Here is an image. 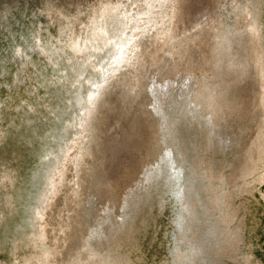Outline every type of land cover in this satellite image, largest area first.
<instances>
[{"label": "water", "instance_id": "95a60500", "mask_svg": "<svg viewBox=\"0 0 264 264\" xmlns=\"http://www.w3.org/2000/svg\"><path fill=\"white\" fill-rule=\"evenodd\" d=\"M77 1L79 0H41V4H38L41 13L43 12V17L41 18L42 24L39 25L41 31L39 33V29L37 32L40 43L38 45L40 56L42 55L47 58L49 53V50L45 48V44L47 43L44 41V37L47 34L43 33L44 29H42L44 28L43 24L46 23V19H48V24L55 22L56 24L58 23V26L68 25L72 29V35L69 34L71 36H68L70 31H66V36L63 34L59 38H54V28L50 27L51 30L49 29V34L51 32L52 34L50 35L53 36L52 41L55 40L53 47H56L58 52L54 53L53 57L50 53L47 58L49 61L48 66H50L48 76L52 77V86L48 85L50 87L48 93H40L43 95V98H48L51 104L62 103L66 98V90L71 91V88L73 89L72 84L74 83L70 81L72 79L71 75L74 76L73 73H70L72 69H69V72L68 66H65L66 69L64 68L63 70L58 68V62H60L58 59L59 55L65 57L66 63L69 66L74 65L78 57H84L86 54H89V51L90 56L85 62L88 72L86 75L82 74L84 77H82L80 82L83 89V103L76 116L78 120L72 122L71 119L67 121V117L63 116L61 118L62 124L60 125L59 122L54 123V129L49 134L50 142L48 143V148L55 156L64 147V144L68 145V143H71L67 149L68 151L62 156L61 167L50 178L53 180L51 185L54 188V192L47 189L49 173L47 176L45 173L44 176L46 177L40 182L39 198L44 196L48 191L49 205L46 208L48 209L47 220H50V222H47L49 225L46 226L44 223L41 228L40 221L37 220L36 215H40L44 210H42L43 206H40V202L34 206L32 205L33 188L30 195L31 201L30 203L28 202L31 204V210L27 211V215L29 212L32 213L30 222H22L21 224V228L29 225L30 231L25 237H21L19 241L22 242L24 240L22 244L32 246L33 249L37 250L39 248L36 246L40 247V245L34 243L36 240H32V232L36 235V238L38 236H40L39 238L44 237L43 241L49 242L50 245H52V241L57 239L56 242L60 244L61 248L64 244L68 245V252L66 254L63 252L68 261H71V258H76V249L79 248L77 244L73 253V242L81 243L84 246H91L93 244L91 237L88 235V232L91 231L89 230L91 223L90 213L95 206L100 204L96 202L93 196L97 177L96 173L101 165V160H103V157L101 158L100 155L95 158L93 153L95 149L100 150V145H102L101 151H103L104 147L109 144L107 139L110 137L108 136L109 134H113L112 129L115 127L123 135L119 143L121 144V153L108 158L111 168L107 175H101L102 178L99 180L97 187L106 185L105 188L108 187L114 194H118L119 188L129 183L130 177L127 168L136 154L141 153L140 156L138 154V157L141 158V166L139 165L137 168L134 177L136 174H139L141 169L143 173L149 169L150 163H148L147 159H150L151 155L155 151H158L160 144H164L171 149H173V146H177L176 154L177 152L185 153V159L186 154H191L190 163L193 170L189 171V175L193 180L197 179L199 184L197 192L199 193L189 202L188 206L190 208H186L190 211V214L196 213L192 218L194 225L190 229L184 226L185 216L176 220V222L178 221V225L177 223L175 225L179 228H177L171 240L173 241L171 243L172 250L168 251L169 243H167L161 244L165 251L160 255L148 254L142 251H136L132 254L133 257L127 255V249L134 250V242H136V237L133 236L134 233L131 234L134 230L128 231L129 227H127V224L129 220L120 228L113 227L111 229L110 225H108L104 229L103 218L96 216L97 218H102V223L96 224L98 220L93 222L98 231L102 232L101 236H99L101 239H99L98 250L102 247V250L106 253V258L116 261V264H174L176 255L181 251V249L177 250V247L179 246L180 248V246L184 245L183 242H185L188 245L195 244L198 246V249L203 248L205 250L203 256L204 264H232L231 259H236L235 256H237V251H234L230 247L233 244L234 247L236 246V249L241 246L238 250H240L239 256L242 264H244L245 259L243 257L249 256L250 252H254L252 246L255 244L253 243L254 239L253 241L251 239H248V241L244 240V237H248L247 230H252L250 229L251 222L249 226L246 222V216L249 219L251 218L250 211L247 208L251 198L247 197L245 199V193L249 194L252 191L258 198L259 204H262L258 193L254 192V180L258 179L259 173L264 172V0H235V3L233 2L231 5V12L228 15H231V23L228 24L224 22L226 17H224V13L221 20H219L214 10L211 9L212 3L205 4V2L207 3L206 0L203 3H199L202 7H198V10L197 8L191 9L190 6L187 7L185 0H181L180 2L182 3L175 9L174 14L170 12V7L168 10H164L158 0H82L86 2L84 9L81 7V4L76 5L75 2ZM145 1L148 2V8ZM175 1L178 2L177 0ZM221 1L223 4L226 1V3L232 2V0ZM130 3L134 5L130 7ZM139 5L140 7H138ZM129 9L134 12L136 11L135 18H137V21L135 27L133 26V33H131V25H122L125 22L123 20L124 15L129 14ZM223 9L224 7L221 9V12ZM238 11L239 14H237ZM226 12H228V7H226ZM177 13H180V15ZM234 13L235 15H233ZM68 15L77 18L75 23V18L68 17ZM238 16L240 20H237ZM148 18L150 19L147 22ZM246 18L251 23L249 27L246 26V24L249 25L248 21L245 20ZM118 20H122L121 23L118 24ZM252 24L255 26L253 27ZM116 25L118 26L116 27ZM248 30H252L253 36L258 40V57L261 56L263 62L262 67H259L262 78L253 79L254 77H251V74L248 73L244 75L245 84L248 87L250 86L248 85L250 80H253L254 83L249 87L255 99L252 106L254 109L250 107L249 115L245 118L246 123H250L248 130H250V144L252 147L249 145V151L245 150L243 155L240 152L237 155L236 153L227 155L224 153V150H228L232 144L234 149V146L241 141L242 127L237 131V137L234 135L235 130H233L230 139L221 132L224 130L218 126L217 108L219 102L217 101V96L213 94L216 93L217 95L222 91L225 81L230 84L226 76H234L243 71L240 60L245 57V54L240 49V46H242L243 42L246 46L243 45L242 47L245 50L246 48L249 49V40L246 36ZM1 31L2 25H0V33ZM36 31L32 30L31 33L35 35ZM122 31L126 36L131 37L133 45L128 49L126 47L116 60L112 53L110 55L111 50H109L108 46L113 43L117 46L120 44L117 43V34H121ZM90 35L99 46V51L93 53L94 55L92 54L94 49L91 50ZM72 36L80 37L79 48L72 45L71 42L69 43ZM241 36H243L242 39H240ZM102 40L107 43L106 48L102 47ZM186 41L188 46L185 48L189 50V60L187 61L186 57L183 64L178 63V66L175 67L174 65L173 67L172 64L174 62L177 63L176 50L179 53L183 42ZM20 42L19 48L22 51L25 46ZM83 42L85 46L81 44ZM73 43L75 44L76 40ZM49 45L50 43L46 46L49 48ZM185 48L184 50H186ZM120 50L118 47V51ZM237 51H239L238 55ZM168 52L171 54L170 59L166 57L168 56ZM197 53L201 55L198 59L196 58ZM115 56L117 57V54ZM91 59L94 60L89 65L88 63ZM108 60L110 61L108 62ZM19 62L14 67L18 71L17 76L19 75L20 77L15 76L16 80H11L10 83L4 82L2 86H15L19 83V87L24 88L27 85L25 78L30 75L29 70H34L35 72L36 69L39 70V68L35 69V66L32 67L30 63L24 64ZM186 62L187 64H184ZM174 70L177 71L176 76L181 80L179 82L177 78L178 83H176L175 87H171L167 91L166 88H163L165 86V77H169L171 83L175 81ZM103 71L102 77L99 78ZM190 72L198 75L199 78L193 81L191 76L188 75ZM255 74L256 76L259 74L256 73V69ZM57 75L63 79V82H61L63 86L61 87L57 84ZM11 79H14V75ZM90 82L91 84L95 82V85L92 86ZM100 82L103 84L97 89L96 86ZM184 82L188 83L185 84L181 92H187L188 96L185 94L184 102L182 101V104H178L177 99H175L176 90ZM88 90L90 91L89 96L87 95ZM147 91L150 92L148 100L150 104L145 103ZM53 94H55V97H52ZM3 99L4 101L6 100V103H11L8 99L4 97ZM4 101H1L3 106L5 105ZM33 106L36 109L35 104ZM73 107H75V103L70 107L68 104H65L61 111L66 112V114H72L71 109ZM141 108H145V112L142 113ZM139 109H141V115L137 118L138 120L134 125L133 118ZM188 109H190V112ZM191 110H193L192 113ZM54 111V108L53 110L51 109L52 114H55ZM192 115H196V117L192 118ZM89 118L95 124V138L98 140L92 150L91 158L89 152H85L84 148H82L81 135L79 133L76 134V129L72 130L74 125L77 128V124L80 123H84V127L87 126L86 121ZM42 120V118H38L35 121L40 123ZM151 121L152 124L150 123ZM64 122L65 125L62 131H60V127ZM70 122H72L71 129H68ZM84 127L83 129L85 130ZM35 128L39 132V137H42L45 132L42 127L37 125ZM66 128L67 133L65 134ZM70 132V136L72 137H66ZM246 133L247 131L243 132V134ZM73 139L75 140L72 141ZM76 139L77 141L80 140V150L74 152L73 149L78 143ZM113 143L115 144L112 146H117L114 138ZM72 151L77 154V162L74 160L69 164V168H67V158ZM137 151L139 152L137 153ZM50 157L47 156V160H50ZM98 160H100L98 167H95ZM145 161L147 162L145 163ZM79 163H84L85 167H81L80 172L77 174L75 168L80 166ZM5 165L0 163L1 182H3V174L11 173V169L9 171V167ZM49 166L50 164L47 168ZM101 167L105 171L106 165H101ZM170 173L168 187L164 191L166 198L172 194L171 187L178 175H180L177 170H171ZM91 174L93 179L90 181ZM36 175L35 183L38 181V173ZM120 180L122 181L119 182ZM5 182L7 183L8 179ZM182 184L183 182L180 185ZM176 186L179 187V184ZM2 187L3 185H0V191L2 192V189H4L5 193L7 187ZM240 192H242V195H240ZM35 197L36 195L34 199ZM149 197L150 194L140 196V201H138L137 205L133 202L129 207H127L128 205L126 206V212L128 211L127 216L133 220L135 227H137L141 220V217L135 214V209L140 202L143 205H147ZM94 201L95 203H93ZM88 202L92 205L84 213V210H81V208L85 209L88 207ZM115 203L111 201V205L106 206L101 211L103 216L108 212V209H112L115 206ZM0 205L2 206V204ZM255 205L254 218H256L257 225L262 226L261 231L257 234L262 235L264 234V224L257 220V215L261 208L258 204ZM113 209L116 210V208ZM109 211L107 214L112 215L113 211ZM2 214L3 212L0 211V216ZM83 215H85L86 219L80 222L78 216ZM211 216L213 217L212 220ZM72 220L73 222L76 221V224L72 223ZM78 221V224L82 226L79 229L80 231L75 230ZM67 227L71 228L68 231L73 230V234L79 238V242L77 238L72 236L73 234L70 240L65 237V229ZM107 228H109L110 235H108V240L110 242L116 240L115 235L120 237L122 234L124 236V233L125 237L123 238H126V241L123 244L119 240L115 241L113 243L114 246L105 250L106 239H104L103 233L106 235ZM152 231L158 232V229L153 226ZM83 235L85 237H81ZM50 245L47 246L46 253L43 254L44 257L47 256L48 258V253L52 249ZM229 249H231L230 252L228 251ZM129 257L133 258V260H130ZM135 257L137 258L134 261ZM0 258L5 259L4 256H0ZM18 261L20 262V260Z\"/></svg>", "mask_w": 264, "mask_h": 264}, {"label": "bare ground", "instance_id": "6f19581e", "mask_svg": "<svg viewBox=\"0 0 264 264\" xmlns=\"http://www.w3.org/2000/svg\"><path fill=\"white\" fill-rule=\"evenodd\" d=\"M17 1L19 0H0V25H2V31L0 33V163L5 165L4 161H10V164L14 167V168L10 167L9 171L11 169V173L3 174L2 175L3 182L0 181L1 182L0 185L1 186L3 185L2 188L7 187L6 188L7 191L5 193L3 191L4 189H2V192L0 191V204H2V206L0 205V210L2 209L3 212V215L0 216V251L5 250V254L0 256H4L5 259L2 260L3 261L6 260V264H8V261L11 258L12 252H14V250H17L18 253H21L22 249L25 250L29 248L35 251V249H33L32 246H25L24 244H22L24 240H22V242L19 241L21 240L20 239L21 237H25L30 231L29 225L27 227L21 228V224L22 222L25 223L30 222L29 220L31 218L32 213L29 212L27 215V211L31 210V204L29 203L31 201L30 198V195L32 194L31 190L33 188H34L33 189L34 194L31 203L34 206L40 202V206L42 205L43 206L42 210H44L40 215L39 214L36 215L37 220L40 221L41 228L44 225V223L46 226L49 225L47 224V222H50V220H47L48 209L46 208V206L49 205L48 191L45 193L44 196L39 198L40 188H41L40 182H42L44 177H46L47 174L49 173V180L47 179V184H48L47 189H50L52 190V192H54V188H52L53 186L51 185L53 183V180L50 178L56 172V170L59 167H61L60 164H61L62 156L68 151L67 149L71 145V143H68V145L64 144V147L61 148L60 152L55 156V154H52L50 152V149L48 148V143L50 142L49 134H51L52 130L54 129V123L59 122L60 125L62 124L61 118L63 116L67 117V121L71 119L72 122L74 120H78L76 116L79 113L78 110H80L83 103V94H82L83 89L80 82L82 80V77H84L82 74L84 73L86 75V73L88 72L86 69L87 67L85 65V62L86 60L89 59L88 57L90 56V51H89V54L85 53L88 56L85 55L84 57L81 56L78 57L76 59V63L72 66H69L66 63V59L63 55L58 56V59L60 61L58 62L59 65L58 68H61L60 70H63L64 68L66 69L65 66H68L67 67L68 71L69 69H72L70 70L72 72L70 71L69 72L73 73L74 76L71 75L72 79L69 80L74 84H72L73 89L71 88V91H68V89L66 90L65 101H63L62 103L60 102L53 104L49 103L51 101L48 100V98L47 99L43 98V95L40 94L41 92L48 93V91H50L49 90L50 87H48V85L49 84L51 85L52 77L48 76L49 74L48 70L50 69V66H48L49 61L44 56L42 55L40 56V54L38 53L39 44H38L37 31L35 35L31 33L32 30L33 31L38 30V24H37L38 19H36L37 13L35 11V8L26 7V5L23 4L24 0H22L23 3L18 4L19 5L18 8ZM158 1L161 7L164 8V10H168V8L170 7V12H172L173 14L175 13V9H177L178 6L182 3L180 2L181 0H177L179 3L176 2L175 0H158ZM203 1L204 0H185V4L187 7L190 6L191 9L197 8L198 10V7H202L199 3H203ZM206 1L207 3L205 2V4L212 3L211 9L214 10L219 20H221L224 13V17L226 16L224 22L226 24L231 23L230 20L231 15L230 16L228 15L231 12V7H232L231 5L233 2L235 3V0H232V2L229 3H226L227 2L226 1L224 2L225 4H223L221 0H206ZM146 2L147 1H145V3ZM133 5H134L133 3H130V7ZM138 7H140V5ZM223 7L224 9L221 12V9ZM226 7H228V12H226ZM147 8H148V2H147ZM29 9H32V11L34 10L35 13H33V15L30 14ZM177 14L180 15V13ZM135 15H136V11L133 12L131 17H128L129 15H124L123 20H125V22L122 23V25L127 24L132 26L131 33H133V26L135 27L137 21ZM150 18L147 19V22L149 21ZM237 20H240L239 16ZM245 20H247V18ZM118 21L119 24L121 23L122 20H118ZM215 21L216 19L213 22L215 23ZM117 26L118 25H116V27ZM39 29L41 31V27H39ZM66 31L68 32L67 27L66 29L60 30V32L62 34H65V36H66ZM71 32L72 31H70V33ZM122 32L121 34L120 33L117 34V39H118L117 43L120 44L117 46L115 43H113L110 46H108L109 50H111L110 55L113 54L116 60L121 55V52L126 49V47L128 49L131 48L133 45L132 43L133 40L131 39V37L126 36V34ZM55 33L56 32H54V34ZM246 36L248 37L249 40L248 46L250 51L248 48H246L245 50L242 47L243 45L246 46V44L242 42V46H240V49L245 54V57L240 60V63L242 64L243 71L234 76H226L230 84H228L225 81V86L224 88H222V91L217 95L216 93L213 94L217 96V101L219 102V106L217 108L218 126L219 128H222V130H224L221 132L224 135H227L228 138L230 139L232 135V131L235 130L234 135L237 137V131L240 130L242 127L241 141L239 142V144H236L234 146V149L232 147L233 146L232 144V146L229 147L228 150H224L225 151L224 153L227 155H229L230 153H236L237 155L239 152L241 155H243L244 154L243 152L245 150L249 151V145L251 146L250 144L251 135H250V130H248L250 123H246L245 118L248 117L250 107L253 106V103L255 101L253 94L249 90V87H251L254 83L253 80H250L248 83V85L250 86L248 87L245 84L244 75L248 73L251 74V77H254L253 79H257L258 77L262 78L258 61L256 62L254 60L255 62H252L254 55H256L257 58L258 51H256V47L258 48V43H257L258 41H255L253 39V35H251L250 33H248ZM242 38L243 36L240 37V39ZM46 39L47 38L44 37V41ZM90 41L92 47L91 50L94 49L93 50L94 52L92 51V54L99 51L98 50L99 46L96 44L95 40L91 35H90ZM102 41H103L102 47L106 48L107 43L104 40ZM19 42L25 46V48H23L22 51L19 48L20 47ZM28 43L31 44V46H29ZM82 44L83 46H85L84 42ZM123 45L125 46L123 47ZM186 46H188L187 41L183 42L179 53L176 50L177 63L174 62L172 64L173 67L174 65L175 67L178 66V63L183 64L186 57H187V61L189 60L190 54H189V50L185 48ZM118 47L121 49L120 51H118ZM45 48L48 50L46 44H45ZM184 48L186 50H184ZM24 49L26 50L24 51ZM48 52L49 54L51 53V56L53 57L54 53L58 52V50L56 48H51ZM116 54L117 57L115 56ZM238 54L239 51H237V55ZM200 56L201 55L197 53L196 58L198 59L200 58ZM166 57L170 59L169 57H171V54H169L168 52V56ZM259 57L261 59V56ZM93 60L94 59H91V61L88 64L91 65ZM18 61L24 64L30 63L32 67L35 66V69L39 68V70L36 69V72L34 70H29L31 76L30 79H28L27 77L25 78L27 85L24 88H20L19 83L16 84L15 86L12 85L8 87L2 86L4 82L10 83L11 80H16V77H20L19 75L17 76L18 71L15 70L14 67ZM109 61L110 60H108V62ZM60 63L62 64L60 65ZM184 64H187V62ZM255 69H256V73H259L257 74L258 76H256L255 74ZM173 72H174L175 81L171 83V79L169 77H165V81H164L165 86H163V83L161 82V85L163 86V88H166L167 91L171 87H175L176 83H178L177 78L179 82L181 80L179 79V77L176 76L177 71L174 70ZM103 73L104 71L101 73L99 78L102 77ZM13 75H14V79H11L13 78ZM188 75L191 76L193 81H196L197 78H199L198 75H195L192 72L188 73ZM58 79H57L58 86L60 87L63 86V83H61L63 82V79L60 78V76H58ZM94 83L91 84L90 82L92 86L95 85ZM186 83L188 82H184L180 86V88H177L176 90L175 99H177L178 104L179 103L182 104L184 102L185 94L188 96L187 92L184 91L183 93L181 92ZM102 84L100 82L96 86L97 89H99V87ZM21 89H23L24 93L23 92L18 93L19 91H21ZM149 90H150V86H149ZM89 92L90 91L88 90L87 92L88 96L90 94ZM149 94L150 92L147 91V95L145 97L146 104H150L148 102ZM3 97L8 99L11 103L9 104L8 100H7L8 103H6V100L4 101ZM52 97H55V94H53ZM2 100L5 102L4 106L3 103H1ZM44 102H46V104H44ZM32 103L35 104L36 109ZM73 103H75V107L71 109L72 114H66V112L61 111V109L64 108L65 104H68V106L70 107L73 105ZM53 108L55 109L54 111L55 114H52L53 112H51V109L53 110ZM252 108L254 109V107ZM141 109H142V113L145 112L144 110L145 108H141ZM141 109L137 110L136 116L133 118L134 125L138 120L137 118H139L141 115L140 114ZM188 111L190 112V109H188ZM192 112L193 110H191V113ZM194 117H196V115H192V118ZM38 118H42L43 120L40 123H37L35 120ZM72 122H70L69 124L70 127H68V129L69 128L71 129ZM86 122H87V126L84 127V123H80L77 124V128H75L74 125L72 130L76 129L77 130L76 134L79 133L81 135L82 148H84L85 152H89L91 158L92 150L98 140L95 138V131H94L95 124L93 123V120L89 118ZM150 123L152 124V121ZM37 125L42 127V129L45 131L42 137H39V132L35 128V126L37 127ZM64 125L65 122L60 127V131H62ZM83 127L85 128V130L83 129ZM246 131L247 133L243 134V132ZM112 132L113 134H109L108 137L110 138L107 139L109 144H107V146L104 147L103 151H101L102 145H100V150L95 149L93 153L95 158H97L98 155H100L101 158L103 157V160H101V165L103 166L106 165L105 171L103 170V167H101L100 165L96 173L97 177L95 180V186H94L95 192L93 197L94 199H96V202L100 204L98 206H95L90 213L91 223L89 226L90 228L89 230L91 231L88 232V235L91 237L93 244L91 246H86V245L84 246L81 243L73 242V253L77 244L79 248L76 249L77 252L75 256L76 258H71V261L69 260L70 261L69 262L67 257L65 258L63 254V252L65 254L68 252L67 244H64L61 248L60 244L56 242L57 239H55L54 241H52V245H50L49 242L43 241L44 237L39 238L40 236H38V238H36V235L32 232V236H31L32 240L33 241L36 240L34 243L40 245V247L36 246L37 248L45 250L46 253V249L48 248L47 246L49 245L52 246V249H50L48 253V258L47 256H45L46 258L44 256L41 257L42 260L40 261V264H59V263L73 264V262H75L74 264H116V261H111L110 259L106 258V253L104 252V250H102L103 249L102 247L99 249L101 251L98 250L99 242H100L99 239H101V237L99 236H101L102 232L98 231L97 227L94 225L93 222L98 220L96 224L99 222L102 223L101 222L102 218L104 221V229L108 225H110L111 229L113 227L120 228L122 227L123 224L127 223V220H129V223L127 224V227H129L128 231L131 232V229H133L134 232H132L131 234L134 233L133 236L136 237L135 239L136 242H134L135 245L133 247L135 249L134 250L127 249V255L130 256H132V254L135 253L136 251H142L148 254H158V255H160L161 253L163 254L165 250L163 249V245L161 244H167V243H169L168 251H170L173 249L171 246V243H173V241H171L172 237L176 232L177 228H179L178 226L175 225V223H177L178 225V221L176 222V220H179V218H183L185 216L184 226L190 229V227L194 225L192 218L195 216L196 213L190 214V211L187 209L190 208V206H188L189 202L193 198H195V196L199 193L197 192L199 184L197 182V179L193 180V178H190L189 175L190 174L189 171L193 170L192 164L190 163L192 157L191 154L190 153L186 154V159H185V153L177 152L176 154V151L178 149L177 146H173V149H171L167 145L160 144L158 151L157 152L155 151L151 155L150 159H147L148 163H150L149 169L145 173H143V170L141 169L139 171V174H136V176L134 177L135 173L137 172V168L141 163V158L138 157V154L140 156L141 153H138L139 151H137L138 154H136V156L132 159L131 164L127 168V172L130 177L129 183L124 187H120L118 194H114L108 187L105 188L106 185H104L103 187H97L99 180L102 178L101 175H107L111 168V163H109L108 158L117 156L121 153V144L119 143L123 138V135L122 133H119L115 127L114 129H112ZM66 133H67V128L65 129V134ZM70 134L71 132L67 134L66 137L71 138L72 136H70ZM113 138L116 141L117 146H112L115 144L113 143ZM74 140L75 139H73L72 141ZM79 141H77L78 143L73 149L74 152L80 150ZM104 142L106 141L104 140ZM73 151L69 154L67 158V161L69 162L66 163L67 168H69V164L71 162L76 160L77 154L73 153ZM47 156H51L50 157L51 159L47 160ZM235 158L237 159L236 156ZM99 161L100 160L96 162L95 167H98ZM146 162L147 161H145V163ZM49 164L50 166L49 168H47ZM79 165L80 166L76 168L73 166L77 174L80 172L81 167L82 168L85 167L84 163L82 164L79 163ZM12 169H14L13 173H12ZM171 170H177L180 175H178L175 183L171 187L172 194L166 198L164 195V191L168 187V178L171 175L170 173ZM37 173H38V179H37L38 181L37 183H35ZM45 173L46 176H44ZM67 173H71V172H67ZM7 179L8 182L6 183L5 181ZM91 179H93L92 174L90 181ZM119 179L121 178L119 177ZM121 181L122 180H120L119 182ZM182 182L183 184L180 185ZM178 184L180 188L176 186ZM147 194H150L149 197L150 199L147 205H143L140 202L137 208L135 207L136 208L135 214L141 217L139 224L137 225V227H135L133 220H131V218L127 216L128 211L126 212V206L128 205L127 207H129L130 204H132L133 202L135 205H137L138 201H140V196ZM35 195L36 197L34 199ZM177 198L178 200H176ZM111 201L116 202L115 206L113 207L116 208V210H114L113 208L108 209L107 213H109L110 212L109 210H111L113 211V214L109 215L106 213L107 217L106 214L103 216L101 211L106 206L107 207L110 206ZM9 202L12 204L11 208H8L7 206V203ZM93 203H95V201ZM178 203L179 205L177 206ZM253 203L252 205L248 204L247 206L248 210L250 211L249 214H251V219L252 217L254 218L253 214L255 207L254 209H251L253 207ZM87 204L88 207H86L85 209L81 208V210H84V213L86 212V209L87 208L90 209L89 206L92 205L89 202ZM96 216L102 218H97ZM85 219H86L85 215L78 216V220H80V222L85 221ZM212 219L213 217L211 216V220ZM254 219L256 220V218ZM255 220L254 222H256ZM246 222L247 225L249 226L248 216H246ZM72 223L76 224V221L73 222L72 220ZM78 223L79 221L77 222V227L75 229L76 231L79 230L80 227H82ZM153 226H155V228L158 229V232L152 231ZM250 226H252V224ZM261 227H262L261 225H256V228L254 229L252 235L253 236L255 235L256 237L258 235L257 233L261 230L260 229ZM68 229L71 228L67 227L65 229V237H67V239L70 240L71 235L73 234V230L68 231ZM248 231L249 230H247V233ZM74 235L75 234H73L72 236ZM108 235H110L109 228H107L106 235L103 233V237L104 239H106L105 250H107L111 246H114L113 243L115 241L119 240L121 244H123L126 241V238H123L125 237V233L124 236L122 234L120 235V237L115 235L116 240L113 242H110L108 240ZM74 237L77 238L76 236ZM81 237H85V236L83 235ZM248 239H251V241H253V238H251L249 235L247 238L244 237L245 241L246 240L248 241ZM77 240L79 242V238H77ZM15 242L17 243L15 244ZM253 243H255V241H253ZM183 244L184 245L180 246V248L179 246L177 247L178 248L177 250L181 249V251L178 252V254L176 255L177 257L175 259L174 264H204L203 256L205 254V250L203 248L198 249V246H196L195 244L188 245L185 242H183ZM16 246L17 248H15ZM194 247L196 248L193 250ZM230 247L231 249H233L234 251H238L239 253L240 250L238 249H240L241 246L236 249V246L234 247V245L232 244ZM231 249H229L228 251L230 252ZM78 255L79 257H77ZM136 258L137 257H135L134 261L136 260ZM35 259L36 258H34L31 261V264L32 262L33 263L35 262L34 261ZM129 259L133 260V258L131 259L130 257ZM249 262L251 264L253 260L249 258V256H247V258L244 260V264H249ZM238 264H242L241 259H238Z\"/></svg>", "mask_w": 264, "mask_h": 264}, {"label": "rangeland", "instance_id": "374dc122", "mask_svg": "<svg viewBox=\"0 0 264 264\" xmlns=\"http://www.w3.org/2000/svg\"><path fill=\"white\" fill-rule=\"evenodd\" d=\"M83 2L82 0H79V1H77V2H75L76 3V5H80L81 4V7L84 9V7H85V3L86 2H83V3H81V2ZM21 3H23L22 2V0H19V1H17V6H18V8H19V5L18 4H21ZM41 4V0H24V5H26V7H30V8H35V11H36V13H37V17H36V19H38V30H39V25L40 24H42V21H41V18L43 17V12L41 13V10H40V8H39V6H38V4ZM38 6V7H37ZM37 7V8H36ZM30 10V14H32L33 15V13H35L34 12V10L32 11V9H29ZM126 12V11H125ZM133 12L134 11H132L131 9H129V16L128 17H131V15L133 14ZM235 14V13H234ZM238 14H239V11H238ZM28 16V15H27ZM68 17H71V18H75V17H72V16H70V15H68ZM77 18H75L74 19V23H75V20H76ZM246 21H248V20H246ZM45 22L46 23H44L43 24V26H44V31L43 32H45L46 34H47V36H46V42L45 43H47V44H49L50 43V45H49V48H48V50H50L51 48H56V47H53V45H54V41H52L53 39H52V35H50V34H52L51 32H50V34H49V29H50V27H52V28H54V32H56L55 33V36H54V38H59L61 35H63L61 32H60V30H63V29H66V27L68 28V31H72V30H70L71 29V27H69L68 25H66V27L65 26H58V23L56 24L55 22H53V23H50V24H48V19H46L45 20ZM247 23H249V21L247 22ZM48 24V25H47ZM64 24V23H63ZM251 25V23H249V25L248 24H246V26H250ZM252 26L254 27L255 25H253L252 24ZM38 30H37V32H38ZM255 30H257V29H255ZM252 30H248V33H250L251 35H253L252 34V32H251ZM39 33H40V30H39ZM38 34V33H37ZM71 35H72V32L70 33ZM71 35H69V33H68V36H71ZM63 38V37H62ZM79 36H77V37H74V36H72L71 38H70V41H69V43L71 42L72 43V45H75V44H77V45H75V46H77L78 48L80 47L79 46V42L78 41H80L79 40ZM253 39L255 40V41H258L257 39H255V37L253 36ZM76 40V43L74 44L73 43V41H75ZM56 41H58V40H56ZM259 42H260V39H259ZM38 44H40L39 43V41H38ZM46 44V45H47ZM82 44V43H81ZM82 46V45H81ZM61 51H63V50H61ZM256 51H258V48L256 47ZM258 53V52H257ZM259 54V53H258ZM258 54H257V57H258ZM49 57V53H48V56H47V58ZM46 58V59H47ZM252 59V58H251ZM257 62V58H256V55H254L253 56V59H252V62H255V61ZM258 63H259V67H262V65H263V62H262V60L260 59V57H258ZM30 76L31 75H29V77L28 76H26L28 79H30ZM23 84V83H22ZM21 92H23L24 93V91H23V89H22V91H19L18 93H21ZM14 161V160H13ZM4 163L5 164H7V166L10 168V167H12V165L10 164V161H4ZM254 183H255V186H254V188H255V193H258V195H259V198L261 199V201H262V204L260 205L259 204V201H258V198L255 196V194L254 193H252V191L251 192H249V194H247V193H245L246 194V196H244V197H246L245 199H247V197H250L251 198V201L248 203V204H251L252 205V203H253V207L251 208V209H254V207H256V205L255 204H258L259 206H260V208H261V210L258 212V215H257V220L258 221H261V223L262 224H264V172H261V173H259V176H258V179H256V181L254 180ZM249 184V183H248ZM240 191V190H239ZM6 192V191H5ZM240 195H242V192H240ZM3 198H5V197H3ZM9 204V205H8ZM7 204V206H8V208H11V206H12V204L9 202ZM1 212H2V209L0 210ZM3 215V214H2ZM253 216H254V214H253ZM242 218V217H241ZM251 219V218H250ZM249 218H248V222L250 223L251 222V224H252V226L250 227V229H252V230H249L248 231V235L251 237V238H253L254 239V241H255V244H254V246H252V248H253V253L252 252H250V255H249V258H251L252 260H253V262L251 263V264H264V234H262V235H257L256 237H255V235L253 236L252 235V233H253V231H254V229L256 228V222H254V218L252 217V219L250 220ZM259 225V224H258ZM248 227V226H247ZM264 227V226H263ZM261 229V228H260ZM264 230V229H263ZM261 231V230H260ZM250 246H251V244H250ZM26 250V251H25ZM23 249V252H24V254H23V252H21V253H18L17 252V250H14V252H12V255H11V258L9 259V261H8V264H31V261L34 259V258H36L34 261L36 262H32V264H40V261L42 260L41 259V257H43V253H45V250H42V249H38V250H36L35 249V251L34 250H31L30 248L29 249ZM3 254H5V250H1L0 251V255H3ZM248 256V255H247ZM247 256H245V257H243V259H246V257ZM235 258L236 259H231L232 260V264H238V259H241L240 258V256H239V253H238V251H237V256H235ZM51 259V258H50ZM1 261V263L0 264H6V260L5 261H3L2 260V258L0 259ZM18 260H20V262L18 261ZM228 260H230V259H228ZM242 261V260H241ZM59 264H61V263H59ZM249 264H250V262H249Z\"/></svg>", "mask_w": 264, "mask_h": 264}]
</instances>
